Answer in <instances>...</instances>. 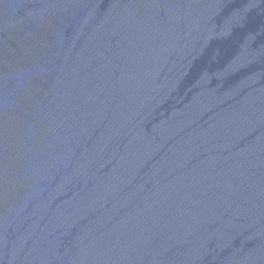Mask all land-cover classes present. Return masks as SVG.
Listing matches in <instances>:
<instances>
[{"label":"water","instance_id":"obj_1","mask_svg":"<svg viewBox=\"0 0 264 264\" xmlns=\"http://www.w3.org/2000/svg\"><path fill=\"white\" fill-rule=\"evenodd\" d=\"M0 264H264V0H0Z\"/></svg>","mask_w":264,"mask_h":264}]
</instances>
